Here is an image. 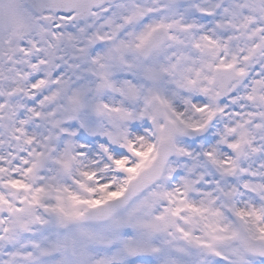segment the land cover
Here are the masks:
<instances>
[{"label": "rangeland", "instance_id": "1", "mask_svg": "<svg viewBox=\"0 0 264 264\" xmlns=\"http://www.w3.org/2000/svg\"><path fill=\"white\" fill-rule=\"evenodd\" d=\"M215 1L104 6L60 51L51 28H40L33 56L21 43L36 37L28 12L19 0H0V52L23 48L13 71L0 69L7 88L24 90L0 104V264H264L238 239L241 230L264 241V0H233L241 10L209 36L195 10ZM158 26L169 41L139 60L135 49ZM219 67L237 73L222 101L212 79ZM42 124L54 133L49 166L34 152ZM188 128L207 134L188 142ZM168 138L174 156L160 183L106 223L82 221L86 209L121 195ZM83 160L87 171L109 165L99 183L78 185ZM12 187L21 191L18 206L8 200Z\"/></svg>", "mask_w": 264, "mask_h": 264}, {"label": "bare ground", "instance_id": "2", "mask_svg": "<svg viewBox=\"0 0 264 264\" xmlns=\"http://www.w3.org/2000/svg\"><path fill=\"white\" fill-rule=\"evenodd\" d=\"M127 96L129 97V95H127ZM27 124H29V123H27ZM228 132H229V129H226L224 134H228ZM36 134H37V138L40 140V142L37 146V149L34 148V152L38 153V158L36 160H38L42 165L49 166V164L52 163V161L50 159L51 156L50 155L47 156L45 151L52 144V141H53L52 138L54 137V133L47 131L45 126L42 124L40 131H36ZM65 137L68 138L67 135ZM72 143H73V145H71V149H72V151L75 152V147L78 146L79 144H78V142H76L74 140L72 141ZM76 153L78 154V158H81V154H79L78 152H76ZM116 155H117V157H119V159L125 160L123 155H121V154H116ZM85 165H87V163H86V161L84 162V160H83L82 166H81L82 170H80L78 173L79 174L78 176H80V178H78V179L81 180L78 183L79 186L88 185L92 181H95L96 184L99 183V179L102 177L103 174H106V169H108V167H109V165L106 167V165L104 163H101V165L99 167H91L90 171H87V170H84ZM67 170H68V167H66V169L64 170V173L67 172ZM109 172H110V170H109ZM68 173H69V170H68ZM61 176L55 177L54 180H59V178ZM105 182L108 183L107 180ZM85 192H88V191L85 190ZM47 193H50V190ZM28 236H29V234H28ZM27 238H29V237H27ZM27 238H26V240H28V242H30L31 240H29ZM34 241L35 240H33V244H36V242H34ZM60 255L61 254L59 252H57V254H54L53 256H60ZM63 256H68V253L65 252L63 254ZM53 264H57L56 260L53 262Z\"/></svg>", "mask_w": 264, "mask_h": 264}, {"label": "water", "instance_id": "3", "mask_svg": "<svg viewBox=\"0 0 264 264\" xmlns=\"http://www.w3.org/2000/svg\"><path fill=\"white\" fill-rule=\"evenodd\" d=\"M33 0H30V2H32ZM78 3H79V1H77ZM31 4H33V3H31ZM80 4V3H79ZM40 11H42V10H44V7L43 6H41V5H35ZM44 19H48V18H46V17H44ZM160 39H162V41L161 42H164L165 41V39H166V36H161L160 37ZM159 42H156V43H154V41H152L151 43H150V45H149V47H152V46H154V47H156L157 45H159L158 44ZM165 144V146L166 147H168V148H170L171 146H172V144H171V142L170 141H168V142H165L164 143ZM169 149H167V151H162V153L161 154H164V156H165V158L164 159H167V157H168V155H169ZM158 167H160V164L158 163L157 165H156V168H155V172L153 171V169H150L147 173H144L143 175V177L142 178H139L138 180H137V182L138 183H140L144 178H146L143 182H142V185H150L156 178H158L159 177V169H158ZM131 195H132V193L127 197V199L128 198H130L131 197ZM248 244L249 243H251V240H248V241H246ZM255 243V242H254ZM253 244V243H252ZM251 245H249V247H250ZM257 246H263V245H261V244H258Z\"/></svg>", "mask_w": 264, "mask_h": 264}]
</instances>
